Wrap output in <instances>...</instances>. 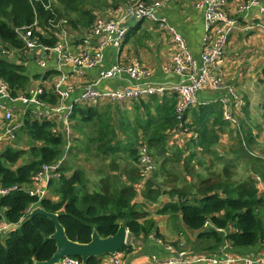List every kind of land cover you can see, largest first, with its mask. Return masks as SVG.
<instances>
[{"label":"trees","instance_id":"trees-1","mask_svg":"<svg viewBox=\"0 0 264 264\" xmlns=\"http://www.w3.org/2000/svg\"><path fill=\"white\" fill-rule=\"evenodd\" d=\"M128 1L51 0L52 12L39 1L34 5L43 30L48 18L56 16L67 19L72 29L82 31L93 22L95 9ZM86 3L92 7H85ZM33 17L28 0H0V78L7 82L13 95L26 92L30 84L40 80V99L55 105L58 98L50 78L56 71L30 78L23 63L29 57L10 60L2 53L5 48L22 49L23 41L15 29L30 24ZM39 38L49 45L56 41L54 36ZM176 102V95L169 93L121 105L73 104L69 114L71 145L59 165L61 176L49 180L48 195L40 200L19 187L31 186L32 177L43 165L61 159L65 139L54 131L53 121L24 112L10 132L24 148L7 145L0 151V185L18 187L0 196V221L18 223L39 205L56 213L67 237L81 243L90 240L93 230L101 237L113 234L121 221L130 237L119 252L128 253L140 237L147 238L153 231L155 237H161L156 222L143 208L146 200L155 203L159 196L168 193L170 200L156 214H179L198 239H212L203 248L204 254L217 249L224 240L233 249L263 244L264 147L261 156L251 151V133L242 129L241 121L232 130V123L222 117L218 101L191 106L184 115L189 128L184 133L187 141L182 147L174 145L170 131L176 124ZM242 111L248 115L247 103ZM226 131L234 132L235 144L230 152L235 156L220 155L210 147ZM144 144L156 166L142 179L137 158L138 147ZM204 153L212 155L208 165ZM240 163L246 166L245 176L237 175ZM195 165L203 169L196 171ZM186 176L192 180L188 182ZM178 180L183 182L181 186H177ZM168 182L172 183L169 191L161 190ZM138 196L142 198V209L137 207ZM53 231V223L41 214L8 230L0 235V264H32L34 260L48 259L55 251V242L49 238ZM173 245L177 247L176 243ZM100 258H89L86 264H98Z\"/></svg>","mask_w":264,"mask_h":264},{"label":"built area","instance_id":"built-area-1","mask_svg":"<svg viewBox=\"0 0 264 264\" xmlns=\"http://www.w3.org/2000/svg\"><path fill=\"white\" fill-rule=\"evenodd\" d=\"M33 8L34 17L30 24L15 29L19 38L23 41L21 50L16 48L2 49V53L10 60L24 59L26 56L35 60L36 64L42 68L48 67L47 58L53 59L51 69L61 72L58 79L53 82L54 92L58 102L49 105L48 111L44 112L41 106L46 102L40 99L43 87L36 83L30 84L26 92L16 95L11 93V89L6 81L0 78V120L8 125L7 132H10L19 123L15 117L18 111V103L22 104V114L26 111L37 118L45 119L49 113H57L58 120L54 126V131L63 135L65 139L64 154L61 159L52 164L43 165L41 169L32 177L31 186H20L30 195H34L38 200L45 196V190L39 189V183H46L51 179H58L61 176L59 165L65 157L67 149L71 145L69 114L72 104H65L66 100L74 91L73 84L62 87V82L66 77L64 68L70 67L72 72L83 76V70L100 66L104 59V50L114 48L117 51L122 47L126 35L127 27L123 25V17L113 15L95 16L91 25L82 30L72 29L68 25L67 19L52 16L47 20L46 29L40 25L38 11L34 3L39 1L45 9L51 10V0H28ZM168 0H129L125 2L124 11L134 15L135 20L150 19L157 22L160 28H164L169 36L173 52L170 60L162 65L165 72H173L181 77L178 82H146L144 78L150 74L149 69L138 61L122 63L114 61L109 67L100 71L93 78L84 83L77 103H97L109 102L121 105L125 102L145 98L149 95L163 96L166 93H174L177 98L175 105L176 124L171 132L189 131L188 121L184 117L186 111L198 104L196 94L200 89L214 91L227 89L235 97V89L229 86L221 73L220 66L223 62L224 52L227 45L228 34L236 24V20L229 16L226 6L230 0H194L193 6L200 11L203 16L204 34L202 37V49L200 62L190 54L184 37L165 19L155 15L163 3ZM258 0H244L241 9H249L256 5ZM260 10L264 12V7ZM52 12V10H51ZM260 28L264 30V23H260ZM44 35L45 39L52 36L56 38L53 45L43 42L39 35ZM72 38L71 40L68 38ZM77 44V48L70 50L71 42ZM54 55V56H53ZM122 73L127 75L126 83L113 89L98 90L99 83L106 78L120 77ZM224 120L235 124L236 117L229 106V99L219 97ZM238 105L241 101L238 99ZM11 123V126L9 125ZM138 167L142 179L148 177L149 173L155 169L154 159L150 156L146 145L138 147ZM18 188L17 185L4 187L0 185V196L7 194L11 189ZM8 223H0V232ZM221 231V229H219ZM151 238L153 235H149ZM264 247V243H263ZM165 253L162 256L151 255L150 264H264V257H254L248 254L229 255L223 258L224 253L219 256L208 254H187L174 245L165 243ZM122 253L114 255H104L98 264H122ZM219 258V259H218ZM221 259V260H220ZM59 264H81L78 257L65 256L60 259Z\"/></svg>","mask_w":264,"mask_h":264},{"label":"crops","instance_id":"crops-1","mask_svg":"<svg viewBox=\"0 0 264 264\" xmlns=\"http://www.w3.org/2000/svg\"><path fill=\"white\" fill-rule=\"evenodd\" d=\"M193 1L194 0H168L156 9L155 15L158 18L165 19L167 24L172 25L184 37L190 54L199 63L204 26L202 13L194 8ZM243 2L244 0H230L226 6L229 16L236 20V24L232 27L228 34L223 62L220 66L221 73L227 81L226 83L235 89L236 95L235 97L232 96L227 89L214 91L204 88L197 92L196 97L198 104H205L211 101L219 102V97L231 100V109L236 117V123L230 125L231 129L238 128L240 121L241 123L245 121L242 106L247 103V116L253 120L254 118L257 120V123H254L256 130L249 126L250 131L248 132H250L253 137V142L249 144V147L251 151H254L256 154L261 156L262 154L260 150L264 147V137L262 136L264 131L261 130L264 126V30H262L259 25L260 23H264V12L260 10L261 7H264V0H258L256 5L251 6L247 10L241 9ZM124 4L125 3L122 2L114 7H105L107 8L105 10V16L113 15L115 17H123L124 19L123 25L127 27V35L122 47L118 51L114 48H106L104 50V59L102 64L93 68L84 69L83 76L77 75L72 72L70 67L66 66L64 68V74L66 77L64 78L61 86L65 87L67 84H73L74 91L66 100L65 104H76V99L79 97L84 83L89 82L93 76L109 67L114 61L122 63H131L134 61L140 62L150 71V74L144 78V81L146 82H178L181 80V77L177 74L171 71L167 73L162 70V65L170 60L173 52L172 42L164 28H160L157 22L150 19H142L139 21L135 20L133 23L129 22L131 14L125 13ZM146 20H150L149 23ZM68 38L70 40L72 39L70 37ZM76 48L77 44L72 41L69 45V49L73 50ZM32 60L35 62L31 56L28 61ZM46 60L49 66L44 68V72L51 70L56 71V73L54 72L56 75H51L50 78V81L53 83L58 79L61 72L51 69L50 66L53 64V59L46 57ZM126 80L127 75L122 73L120 77L103 79L97 86V89L103 90L117 88L124 85ZM33 83L38 84L40 87L43 86L40 80H36ZM238 99L241 101V105L237 104ZM17 105L18 111L16 112L15 117L18 120L22 117V104L18 103ZM253 106L262 111L260 115L261 119L257 116V114H251ZM41 108L44 112H47L49 108L48 103H45V105L41 106ZM47 118L56 124L58 114L51 112ZM7 128L8 125L0 120V139L4 137L3 135H10L11 131L7 132ZM242 128L247 132V129L244 128V126H242ZM258 131H260L261 134H259ZM170 133L173 134L171 135L173 138L172 143L182 147V145L176 144L177 142L174 140L175 137L183 135L184 133H172L171 131ZM69 135L71 138V127ZM218 142L220 141L218 140L217 142L212 143L210 147H217L216 143ZM2 144L3 143H0V146ZM234 144L235 142H232L231 140L227 141L225 144L224 154L228 156H235L236 154L230 152V148L234 147ZM213 149L216 150L215 148ZM245 167L244 163H240L238 165V176L246 175ZM48 183L49 182L47 181L46 183H39L38 185L39 189L45 190V196L48 195L49 191ZM260 186L262 187V185ZM154 215L160 216V214H156V212H154L153 216ZM176 215L180 222V226L184 225L181 221L180 215ZM150 217L156 222L155 217ZM0 223L2 224L6 222L2 220ZM156 227L161 237H155V231H153L150 233L153 235L152 238L149 235L147 238H138L137 244L139 245L137 247L134 248L133 245L130 252H121L123 258L125 259L124 261L122 260V264H150L149 258L151 255L159 257L165 253V240L169 242H172V240L178 241L179 239L184 241L182 237L184 233L182 230V233H178V236L174 237L172 240H168L166 236L162 235V232L160 231L161 227L159 223L157 224V222ZM187 232L196 234L188 229ZM200 240L202 241L200 245L202 246L201 249L207 246V242L212 243V239ZM176 248L180 249L178 246ZM222 252L224 253L223 258L229 255H237L239 254L238 252L254 257H264L263 244H256L243 249H233L226 240H224V243L219 245L217 249L209 250L208 255L219 256ZM219 264H223L222 260Z\"/></svg>","mask_w":264,"mask_h":264},{"label":"rangeland","instance_id":"rangeland-1","mask_svg":"<svg viewBox=\"0 0 264 264\" xmlns=\"http://www.w3.org/2000/svg\"><path fill=\"white\" fill-rule=\"evenodd\" d=\"M85 7L91 8L92 5L89 4V3H86ZM106 9L107 8H105V7H101L99 9H95L96 10L95 11V13H96L95 16L96 15L97 16L105 15V10ZM146 21L149 23L150 20H146ZM24 62L23 63L25 65V73L30 78H32V76L35 75V74H43V72L45 71L44 68H42L39 65H37L33 60L32 61H24ZM100 103H102V102H100ZM100 103H98V104H100ZM231 105H232V101L229 100V106H231ZM261 113H262L261 110H258L254 106L252 107V109H251V114L252 115H256L257 114V116L260 118ZM254 123H257V120L255 118L253 120V119L249 118V116H245V121H243V125H244V128L249 129V130H247V132L250 131L249 126L252 129L256 130L255 129L256 127H255ZM252 129H251V132H252ZM261 130L264 131V126H263V128H261ZM258 133L261 134L260 131H258ZM233 134H234V132H231V131L227 132L226 131L225 133L220 135V137H219V141L220 142L216 143L217 147H213V148L216 149L217 153H219L220 155H223L224 149H225V144L227 143V141L231 140L232 142H235V139L232 138L234 136ZM171 135H173V134H171ZM3 136L4 137L2 139H0V143H3L0 146V151L7 145H10L12 147H19V148L23 147L24 148L25 145L21 144L20 143L21 141L19 142L16 138L13 139L11 135L8 134V135H3ZM262 136L264 137V133H262ZM186 139H187V136L183 134V135L175 137L174 141H176L177 142L176 144H178V145H184V143L187 141ZM203 156L206 159V165H208L209 161H210V158H212V155H210L208 153H204ZM202 169H203V166H196V171H201ZM157 180L158 181L162 180L161 176L157 177ZM186 180L188 182H190L192 179H191V177L186 176ZM176 183H177V186H181L183 184V182L181 180L180 181L178 180ZM171 184L172 183H169V185L168 184H163L161 190L169 191L170 187H172ZM167 194L168 193H163V195L158 197V199H157V201L155 203H149V201L146 200L145 201V206H144L143 209L147 213H149V217L152 216V217L156 218L157 224L159 223V225L161 227L160 231L162 232V235L166 236L168 238V240H172L174 237L178 236V233H182V232L184 233L182 235L184 241H182L180 239L178 241H173L172 240V242H169V241L165 240L164 243L171 244V245H173V243H176L177 246L180 247V249L182 251H185L187 254H190V253L204 254L203 253L204 250L201 249L202 246H200L202 241L197 238L196 234H192L190 232H187V229H186L185 225H181L180 226V222H179V220L177 218V215L175 213L167 212V213H164V214H160V216H158V215H154L153 216L154 212H156L165 202H168L170 200V198L166 196ZM141 199L142 198L140 196H138L136 198L137 207H139L140 209H142L141 206H140ZM181 230H182V232H181ZM129 237L130 236L128 234L126 243L127 242L129 243V239H128ZM138 245L139 244L134 243V248L137 247ZM191 255H194V254H191ZM122 260L124 261L125 259L122 257Z\"/></svg>","mask_w":264,"mask_h":264},{"label":"water","instance_id":"water-1","mask_svg":"<svg viewBox=\"0 0 264 264\" xmlns=\"http://www.w3.org/2000/svg\"><path fill=\"white\" fill-rule=\"evenodd\" d=\"M134 21V15H131L129 22L133 23ZM37 214L44 215L53 223L54 231L49 235V238L55 242V251L48 259L34 260L32 264H59L60 259L65 256L78 257L81 260V264H86L89 258H99L104 255L118 253L127 241L128 230L121 221L118 223L117 229L113 234L101 237L96 230H93L88 242L81 243L71 240L67 237L64 227L58 221L57 214L46 211L39 205L32 207L18 223H8L1 230L0 235H3L12 228H16L28 218Z\"/></svg>","mask_w":264,"mask_h":264}]
</instances>
